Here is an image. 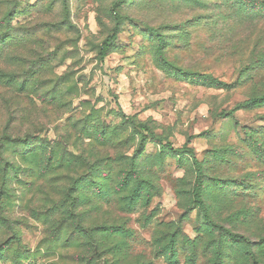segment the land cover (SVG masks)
Wrapping results in <instances>:
<instances>
[{
    "label": "rangeland",
    "instance_id": "1",
    "mask_svg": "<svg viewBox=\"0 0 264 264\" xmlns=\"http://www.w3.org/2000/svg\"><path fill=\"white\" fill-rule=\"evenodd\" d=\"M262 94L264 0H0V264H264Z\"/></svg>",
    "mask_w": 264,
    "mask_h": 264
},
{
    "label": "trees",
    "instance_id": "2",
    "mask_svg": "<svg viewBox=\"0 0 264 264\" xmlns=\"http://www.w3.org/2000/svg\"><path fill=\"white\" fill-rule=\"evenodd\" d=\"M121 26H122L121 16L119 14H116L115 26L113 28V32L101 44L100 51H99L100 52V58L104 59L108 55L110 48L112 47L114 41L117 39V36L120 33ZM158 36L161 40V44L159 46L160 60L165 65H172L164 57V52H163V47H162L163 42H164V37L160 34H158ZM195 75L205 79L206 81H208L212 85L220 86V87L227 86V83L225 81L221 80L218 77L213 76L212 74L195 73ZM263 103H264V94H262L260 96L251 97L250 99H247L245 101H241V102L237 103L236 106L234 107V110L236 111L239 109L256 107V106L261 105ZM137 126L140 128H143L144 130H149V127L147 126V124H145L143 122H138ZM152 138L155 140H160V141L162 140V137H160L159 135H157L155 133H152ZM168 146H169L170 150H175L171 144H168ZM176 150H178L180 152L188 150L192 156L193 163H194V166L196 169V181H195V185H194V189H193V195L195 198V202L199 205L200 209L202 211L206 212V206H205V202L203 199V194H204L203 193V187H204V179H205V172H204L203 164L201 161L198 160V158L194 154V151L191 147H188L186 145V146L179 148V149H176ZM205 216H206L208 221L212 222L210 217L207 214H205ZM222 228H224V227H222ZM226 232L228 233L230 238L233 240H236L239 242L250 243L248 238L242 234L234 233L230 230H226Z\"/></svg>",
    "mask_w": 264,
    "mask_h": 264
}]
</instances>
